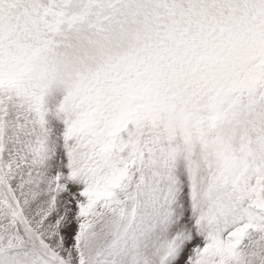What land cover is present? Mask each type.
I'll list each match as a JSON object with an SVG mask.
<instances>
[{"label": "snow or ice", "instance_id": "obj_1", "mask_svg": "<svg viewBox=\"0 0 264 264\" xmlns=\"http://www.w3.org/2000/svg\"><path fill=\"white\" fill-rule=\"evenodd\" d=\"M0 264H264V0H0Z\"/></svg>", "mask_w": 264, "mask_h": 264}]
</instances>
